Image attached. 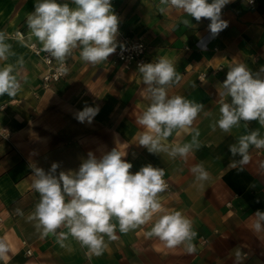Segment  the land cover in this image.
<instances>
[{
    "label": "crops",
    "instance_id": "obj_1",
    "mask_svg": "<svg viewBox=\"0 0 264 264\" xmlns=\"http://www.w3.org/2000/svg\"><path fill=\"white\" fill-rule=\"evenodd\" d=\"M35 2L0 0V31L7 34L6 42L15 53L0 61V67L15 65L21 56L24 60L17 69L22 90L15 97L0 96V126L11 133L8 140L0 138V239L9 248L0 264H264V232L251 229L254 213L264 211V170L259 167L264 149L250 148L251 160L242 170L231 166L240 157H232L229 151L239 136L250 131L259 130L264 137V125L251 121L246 127L242 121L230 133L210 127L220 116V84L228 69L244 63L258 72L264 66V0H231L222 9L228 27L215 37L209 32L208 19L197 22L175 9L160 13V0H111L120 32L147 44L145 63L160 56L174 63L181 80L168 89L169 95L204 105L193 124L200 131L201 147L186 160L151 154L138 146L144 129L136 117L150 102L141 95L144 84L138 69L121 65L115 53L92 66L81 60L77 49L66 60L67 74L42 87L45 64L29 46L42 45L30 36L26 24ZM59 2L75 7L71 0ZM185 19L191 26L183 24ZM85 105L99 107L91 124L75 119ZM117 139L121 144H116ZM190 140L189 132L176 130L163 143L171 147ZM114 147L126 151L124 159L133 165L132 173L149 163L165 170L169 187L158 199L163 211L179 210L193 221L194 254L183 246L169 249L158 238H148L153 221L127 234L117 229L118 239L105 237L107 247L97 256L70 235L63 246L58 236L41 238L34 222L27 220L39 201L30 186L31 164L47 171L57 162L58 172L75 171L89 151L99 157ZM200 163L210 175L204 182L190 171ZM17 208L23 216L16 213ZM57 232L67 234L68 230ZM237 249L243 253L239 262Z\"/></svg>",
    "mask_w": 264,
    "mask_h": 264
},
{
    "label": "clouds",
    "instance_id": "obj_2",
    "mask_svg": "<svg viewBox=\"0 0 264 264\" xmlns=\"http://www.w3.org/2000/svg\"><path fill=\"white\" fill-rule=\"evenodd\" d=\"M230 2L160 0L158 10L164 13L175 9L197 22L208 19L209 32L215 37L228 27V21L222 19V9ZM71 4L75 7L59 0H36L34 11L26 17L30 36L35 37L42 45L41 50L48 54L45 60L51 63L54 59L63 74L68 72L66 60L77 49H80L82 61L97 65L107 61L118 47L119 18L111 0H71ZM183 24L191 26L187 19ZM7 39V34L0 31V61L15 55ZM23 64L21 56L15 65L0 67V96L15 97L22 90L17 69ZM138 72L144 84L141 95L150 102L136 117V123L144 129L139 134L138 146L151 154L166 153L170 159L186 160L190 153L201 147L200 131L193 128V124L204 105L182 95H169L168 89L180 82L181 75L168 57L160 56L153 62L140 63ZM220 86V116L210 125L212 131L218 127L224 133H230L242 121L246 127L251 121L264 125V66L253 72L246 64L235 63ZM98 112V106L85 105L83 110L75 113V119L91 124ZM176 130L189 132L191 140L169 147L163 142ZM115 142L121 144L118 139ZM253 147L264 149V137L259 130L239 136L237 142L229 146L232 157H240L233 159L231 166L239 165L242 170L251 160L250 148ZM125 156L126 151L117 147L99 157L89 151L75 171L58 172L60 164L57 162H53L47 171L31 164L30 186L39 194V201L27 220L34 222L41 238L58 236L63 246V240L70 235L82 248L97 256L107 247L105 237L108 241L118 239L117 229L127 234L153 221L146 233L148 238H158L169 249L183 246L188 254H194L197 249L193 240L197 232L193 230V221L179 210L163 211L158 199L169 187L164 180L165 170L149 163L132 173L133 165L124 159ZM259 167L264 170V161ZM190 171L199 182L210 178L203 163L194 165ZM16 213L24 215L19 208ZM60 228H66L68 233H58ZM251 229L255 233L264 232V211L254 213ZM8 251L7 243L0 239V258ZM242 255L237 249V262Z\"/></svg>",
    "mask_w": 264,
    "mask_h": 264
},
{
    "label": "built area",
    "instance_id": "obj_3",
    "mask_svg": "<svg viewBox=\"0 0 264 264\" xmlns=\"http://www.w3.org/2000/svg\"><path fill=\"white\" fill-rule=\"evenodd\" d=\"M253 1V0H252ZM117 43L118 47L115 52V59L121 65L126 68L133 67L138 69V65L140 63L146 62V53H147V44L139 39L134 37H129L120 32V28L118 25V36H117ZM123 45V49L119 46ZM33 51L40 55L42 58L43 63L45 64V70L41 76V85L42 87L48 88L51 84L59 81L64 74L59 71L58 63L53 59L51 63H48L45 60V57L48 55L47 53L43 52L35 43H30L29 45ZM66 67L68 68V63L66 61ZM7 132L5 128L0 132V136L2 138L8 139ZM167 182V181H166ZM169 185V183L167 182ZM30 254V250L27 251Z\"/></svg>",
    "mask_w": 264,
    "mask_h": 264
},
{
    "label": "rangeland",
    "instance_id": "obj_4",
    "mask_svg": "<svg viewBox=\"0 0 264 264\" xmlns=\"http://www.w3.org/2000/svg\"><path fill=\"white\" fill-rule=\"evenodd\" d=\"M92 66H94V65H92ZM5 128V131L7 132V136H8V139L10 138V136H11V133H10V131L8 130V128H6V126H3V127H1L0 126V132L3 130ZM0 138H2L1 136H0ZM3 139V138H2ZM8 139H6V140H8Z\"/></svg>",
    "mask_w": 264,
    "mask_h": 264
}]
</instances>
